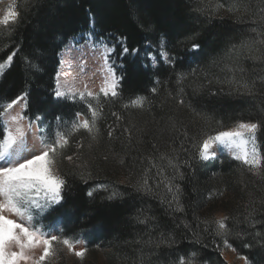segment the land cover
Wrapping results in <instances>:
<instances>
[{
    "label": "trees",
    "instance_id": "trees-1",
    "mask_svg": "<svg viewBox=\"0 0 264 264\" xmlns=\"http://www.w3.org/2000/svg\"><path fill=\"white\" fill-rule=\"evenodd\" d=\"M18 13V22L0 26V63L17 53L0 78V103L28 91V111L45 118L40 130L47 139L57 127V113L65 123L76 111L91 115L83 102H56L51 96L70 41L93 32L97 38L124 36L130 48L141 49L139 56L125 58L121 97L100 98V136L92 149L86 133L72 135L66 153L81 152L92 178L84 184L70 177L66 203L47 221L60 222L64 236L89 234L88 248L106 249L108 264H178L180 258L185 264H228L211 225L222 214L230 218L228 241L237 254L264 264V126L257 132L261 166L252 171L228 157L200 161L193 147L205 135L240 121L264 125V0H18ZM192 32L199 34V54L187 56L181 45L182 59L174 70L144 67L146 42L158 46L163 38L167 45ZM178 73L186 78L177 82ZM154 78L161 83L154 84ZM245 83L255 85L251 95L238 90ZM154 86L157 93L150 91ZM135 96L150 103L124 108ZM78 142L84 150L76 148ZM162 155L180 163L184 178L176 177L174 184L183 212L175 211V204L169 207L171 196L162 184L151 195L133 190L147 169L152 185L164 179L157 175L160 167L171 176ZM59 164L63 172L72 168L64 160ZM97 185L103 187L87 197L88 188ZM113 192L123 196L109 201Z\"/></svg>",
    "mask_w": 264,
    "mask_h": 264
},
{
    "label": "snow or ice",
    "instance_id": "snow-or-ice-1",
    "mask_svg": "<svg viewBox=\"0 0 264 264\" xmlns=\"http://www.w3.org/2000/svg\"><path fill=\"white\" fill-rule=\"evenodd\" d=\"M19 13L13 8H9L7 13L0 19V25H8L10 22H18ZM198 33L192 32L186 34L182 40L175 43L165 44L161 38L158 46L146 42L148 51L145 52L144 59L147 63L145 68H156L158 65L167 66L169 69H175L177 63L182 59L179 46H183L187 56H195L202 49V44L198 41ZM114 41L110 45L106 41H101L106 49L104 60L107 64V75L103 86L99 92L79 91L72 88H64L59 79V73L56 75V83L52 87L51 96L56 102H70L72 104L83 102L87 112L76 111L69 121L65 123L64 117L57 113L54 120L57 127L50 132L48 140L40 139L43 133L39 132L45 118L37 111L29 113V92L24 91L15 98L6 103H0V264H47L51 257L56 254V246L63 245L77 257L83 258L87 248L76 250V245L80 243L79 239L56 234L54 225H49L45 229L43 220L47 217L45 213L49 210H55L57 206L62 207L66 203V197L71 190L69 178L79 179L84 184L92 178V171L88 167V161L81 158V152L67 154L66 149L71 146L72 135L83 131L90 138L88 150L93 147L92 141H97L100 136V128L97 121L101 118L102 106L100 98H111L113 100L121 97L123 91V82L127 77L125 58L137 57L141 53L138 47H129L126 43V37H111ZM118 49V50H117ZM17 55L13 51L7 56L4 63H0V71L5 66H10L14 57ZM115 56L118 63H113L112 57ZM183 73L177 74V82L185 79ZM153 83L159 85V79L153 80ZM243 88L250 95L255 89V85L239 84L238 90ZM152 93H157L158 88L152 87ZM90 98V99H89ZM91 101H96V106ZM147 101L144 96H135L124 108H143ZM181 105L184 100L179 101ZM112 115L120 119L117 113ZM51 127L52 121H48ZM61 125L69 127L70 132L63 131ZM262 122L240 121L233 128L221 130L214 135H205L198 142L194 143L198 159L200 161H209L216 158L218 151L223 148L234 149V158L241 161L249 167V170H255L261 166V154L257 147L256 134L262 128ZM6 133V134H5ZM39 133V135H38ZM111 129L107 136L111 137ZM76 148L84 150L83 142H78ZM108 159L107 156L104 157ZM60 160L67 161L72 168L68 172L59 169ZM161 160L167 162L168 169L171 170V176L166 174L164 167L157 170L158 176L164 179L156 184L150 183L148 172L145 170L140 179L133 185V190L138 193L151 195L158 192L161 184L171 199L168 201L169 207L176 205L175 211L183 212V206L179 200L180 189L174 184V179L184 178L180 171V163L177 157L161 156ZM123 159L120 163H123ZM189 168L192 167L188 161L184 162ZM152 167L156 163L152 162ZM102 185L91 186L86 191V196L92 198L97 188ZM123 196L121 192H113L109 201L119 199ZM229 217H221L213 220V236L219 237L225 248L235 251V248L228 241L232 234L229 226ZM144 222V221H141ZM208 224V221H204ZM239 235V234H238ZM220 247L219 244L215 245ZM245 247H251L245 245ZM40 249L41 254L34 258L33 250ZM244 264H253L247 256H242ZM178 264H185L183 258L178 260Z\"/></svg>",
    "mask_w": 264,
    "mask_h": 264
},
{
    "label": "rangeland",
    "instance_id": "rangeland-1",
    "mask_svg": "<svg viewBox=\"0 0 264 264\" xmlns=\"http://www.w3.org/2000/svg\"><path fill=\"white\" fill-rule=\"evenodd\" d=\"M10 7L13 8V10L18 12V0H0V19L3 18V16L7 13ZM0 26H3V25H0ZM101 41H106L109 45L114 42L110 38H97L92 32V33H86V34L79 36L78 38L70 41L69 44L65 47L64 51L61 53V62H60V69H59V79L62 85V90L64 88H72L73 90H79V91H92L94 93L99 92L101 85L96 86V87H91V88L86 87V89L85 87L79 88L78 86H76L79 83L78 81L79 76H77L76 74L77 73L76 69L80 68V69L92 70L91 68L90 69L85 68V64L82 62L79 66L76 67V69L73 70V68H75L74 62L78 60L79 56L83 55L85 51H88L86 52V54L88 53L89 54L92 53V55L95 54V59L98 60V65L106 69L105 71L107 75V64L105 63V60H104V54H105L106 49L102 46ZM112 61L113 63H118V60L115 56L112 57ZM6 68L7 66H5V68L2 71H0V78ZM39 132H41L40 129H39ZM40 139L48 140L44 136H41ZM256 139H257V134H256ZM257 147L260 151V145L258 143V140H257ZM260 154H261V151H260ZM223 157H228L230 159L236 160L233 155L229 154L225 150V148L217 152L215 159H220ZM261 162H262V159H261ZM59 165L60 164L58 163V167ZM51 211L52 210H49V212ZM48 214L49 213H45V216L47 217ZM221 217H224V215L222 214L216 215V219H219ZM43 223H44L45 229H47L49 225H54L55 226L54 231H56V234L64 235L63 226L60 222L50 223L47 221V219H44ZM89 237H90L89 234H86V233L71 237V238L79 239L80 241V243L76 245V250H80L82 248L88 249L83 258L77 257L73 252H70L63 245H57L55 256L51 257L50 260L47 262V264H95L94 257H96L95 259L96 264H108L107 250L101 247L100 245H96V247L92 249H94V251H97V252L93 253L92 249L88 248ZM32 254L34 258H36L41 254V251L40 249H35L33 250ZM222 255L228 264H244V260L240 259L241 256H239L236 251H232L230 248L224 247Z\"/></svg>",
    "mask_w": 264,
    "mask_h": 264
},
{
    "label": "bare ground",
    "instance_id": "bare-ground-1",
    "mask_svg": "<svg viewBox=\"0 0 264 264\" xmlns=\"http://www.w3.org/2000/svg\"><path fill=\"white\" fill-rule=\"evenodd\" d=\"M86 52L88 51H85L84 54H86ZM83 55H80L78 60L74 62L75 68L72 67L73 70L76 69V67L79 66L81 62L85 64V68H88V69L91 68L92 70H86V69H80V68L76 69L77 70L76 74L77 76H79L78 77L79 83L76 86H78L79 88L85 87V89L86 87L91 88V87H96L99 85H101L102 87L104 83V79L106 78V71H105L106 69L98 65V60L95 59V54L92 55V53L90 54L88 53L84 55L85 57ZM225 150L229 154L234 156V153H235L234 149L225 148Z\"/></svg>",
    "mask_w": 264,
    "mask_h": 264
}]
</instances>
